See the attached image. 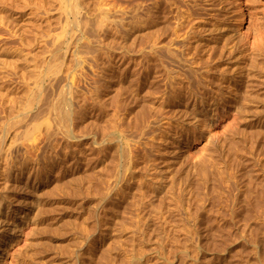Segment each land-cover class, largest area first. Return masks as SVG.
Masks as SVG:
<instances>
[{"label":"rangeland","instance_id":"374dc122","mask_svg":"<svg viewBox=\"0 0 264 264\" xmlns=\"http://www.w3.org/2000/svg\"><path fill=\"white\" fill-rule=\"evenodd\" d=\"M138 1L0 0V145L2 135L11 150L6 186L0 176L7 201L0 208V264H264V204L248 210L240 203L242 191L264 188V112L226 115L197 141L184 135L198 133L192 114L174 130L165 119L153 122L155 100L127 90L133 73L120 77L122 37L95 25L106 11L110 20L128 17L121 19L128 26ZM217 3V21L230 34L223 53L250 43L264 52V0ZM129 31L124 43L132 52L136 30ZM22 54L35 57L32 65ZM66 70L77 98L69 137L56 124L60 114L45 110L49 81ZM48 128L58 131L45 137ZM39 135V154L25 159L23 147ZM126 146L134 161L123 179ZM154 174L166 185L156 193L147 184ZM233 174L237 188L228 189Z\"/></svg>","mask_w":264,"mask_h":264},{"label":"bare ground","instance_id":"6f19581e","mask_svg":"<svg viewBox=\"0 0 264 264\" xmlns=\"http://www.w3.org/2000/svg\"><path fill=\"white\" fill-rule=\"evenodd\" d=\"M217 1L150 0L147 9L144 11L146 8L142 5L144 0H139L140 4L138 3L139 5L137 4L136 10H134L136 14H133L134 17L131 15L134 20L131 23L127 22V25L129 23L128 26H124L126 23H123V19L126 17L123 19L121 17L123 21L121 19L110 20V14L106 11L99 13L102 16L97 18L98 22H95L96 26H102L105 33L109 34L115 31L122 37V49L118 51L119 58L117 60L122 63L120 67H125L120 69V77L123 76L125 80L128 74L133 73L136 82L129 84L127 90L132 89L131 93L134 95L144 91L155 100L157 116L154 114L153 122H162L165 119L167 121L165 124L169 127L167 130H174L176 128L174 124L179 125L181 117L192 114L191 126L198 133L189 134L185 132L184 135H191L193 141L199 140L203 132H209L215 123H218L226 115L235 117L252 107L257 111L264 112V52L254 50L250 43L249 48L242 49L238 53H233V51H230L228 55L223 53V49L229 47V37H225L229 33H224L222 24L217 21L215 14ZM72 10L77 11V7L73 6ZM130 28L136 30L134 36L136 47L132 52L128 50L127 46L125 47L126 43H124L127 40L126 33L128 31L129 34ZM259 38L262 43L261 47H264V34L260 33ZM105 50L106 48L103 49L104 53ZM21 58L25 63L31 59V65L35 60V57H28L24 54L21 55ZM128 60L134 64L133 70L127 68ZM109 61L112 62V60ZM82 62V60H77L76 63L82 64ZM106 70L105 72H112L110 65ZM24 72L25 70L22 71V75ZM65 72L64 74L59 73L49 81L48 86L53 92V96L46 102L45 110L55 116L57 113L60 114V120L56 124L60 128L61 134L64 135L63 133H65L69 137L73 110L72 95L74 99L76 89L73 88L75 91L71 90L73 81H75H71L73 73L71 74L68 70ZM104 75L106 84L109 86L112 78L110 80L109 75L106 73ZM40 81L35 84L36 88H40ZM57 84H61V88L58 90ZM122 90L123 88L119 87L120 95H123ZM71 91L74 94L71 95ZM79 92L78 94H80ZM54 96H57L55 100H53ZM250 101L258 102V105L248 107ZM4 105H0L2 110H4ZM144 120L145 117L142 115L140 122L136 120L131 122H133L134 127L138 128ZM52 129H46L43 135H49V137L54 135L55 133L51 132H55L54 130L57 128ZM1 130L8 132L2 126ZM184 130L187 131V129ZM167 134L166 131L160 137ZM42 137L39 135L30 144L23 147L25 159L33 160L32 158L37 157L41 150L40 147L44 144H42L43 141H40L43 139ZM6 139L9 140L7 136ZM40 144L42 145L40 146ZM127 146L123 147L121 153V157H127L122 165L123 179L132 175L130 171L134 161ZM1 149L3 152L0 156V176L6 178V186L11 171V150L3 147L2 135ZM161 178H163L162 175L154 174L151 183H147L152 188L153 193L166 186ZM262 179L264 180V175ZM116 183L117 181L111 188L108 187L104 191L105 200L109 198L111 191H114ZM148 187L146 185V188ZM225 187L228 189L237 188L234 174ZM239 192H241L240 189ZM255 194L248 195L247 190L242 191L241 196L244 195L245 198L240 201V203L242 202L241 206L253 210L260 204H264V188ZM6 202L4 195L0 194V208ZM149 207L153 209V205L150 203Z\"/></svg>","mask_w":264,"mask_h":264}]
</instances>
